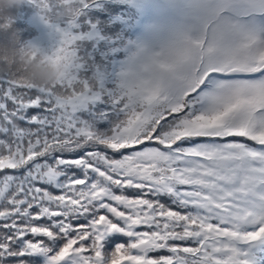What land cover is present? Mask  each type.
I'll return each mask as SVG.
<instances>
[{"label":"snow or ice","instance_id":"snow-or-ice-1","mask_svg":"<svg viewBox=\"0 0 264 264\" xmlns=\"http://www.w3.org/2000/svg\"><path fill=\"white\" fill-rule=\"evenodd\" d=\"M96 3L71 0L55 26L70 37L48 53L73 58L65 79L0 71V264H256L264 0H157L110 88L80 43Z\"/></svg>","mask_w":264,"mask_h":264},{"label":"trees","instance_id":"trees-1","mask_svg":"<svg viewBox=\"0 0 264 264\" xmlns=\"http://www.w3.org/2000/svg\"><path fill=\"white\" fill-rule=\"evenodd\" d=\"M33 8L21 6L13 9L9 18L7 28H0V46H7L11 43L14 36H19L21 40L37 43L46 49L54 47V43L48 39L47 29L31 19ZM146 9L141 5L140 0H97L96 6L89 8L80 22V32L88 34L89 39L81 43L82 53L90 56L92 61L101 73H103V83L106 87H112L111 81L115 78V72L119 69L120 61L125 58L126 51L122 50V45L129 40H138L136 27L141 22L146 23ZM4 21H0L3 24ZM95 25L93 34L90 32L92 25ZM61 27L63 25L61 24ZM102 111L105 109H101ZM95 109L78 113L82 119L92 118ZM97 127L106 130L109 125L106 121H97ZM251 143V142H250ZM119 158V157H116ZM79 174V173H78ZM129 196L136 195L129 191ZM46 224V220L36 222ZM80 224L86 223L84 220L78 221ZM142 230V229H141ZM28 238L31 239L29 236ZM113 243L120 241L127 243V238L116 235L107 237ZM111 250V245H108ZM251 253L255 258L256 264H264V241H257L251 248ZM166 252L153 253L152 255H166ZM29 264H43L40 257L26 258Z\"/></svg>","mask_w":264,"mask_h":264},{"label":"clouds","instance_id":"clouds-1","mask_svg":"<svg viewBox=\"0 0 264 264\" xmlns=\"http://www.w3.org/2000/svg\"><path fill=\"white\" fill-rule=\"evenodd\" d=\"M70 3L71 0H0V21H4L0 28L8 27L13 9L30 6L34 10L31 19L47 29L48 39L57 47L66 45L70 37L55 26L73 18ZM57 6L60 9L54 11ZM49 51L37 43L14 36L9 45L0 46V71L18 73L24 82L38 87L54 86L68 76L73 58L61 55L59 59H52Z\"/></svg>","mask_w":264,"mask_h":264},{"label":"rangeland","instance_id":"rangeland-1","mask_svg":"<svg viewBox=\"0 0 264 264\" xmlns=\"http://www.w3.org/2000/svg\"><path fill=\"white\" fill-rule=\"evenodd\" d=\"M141 5L146 9L147 14V20L145 24H142L141 22L136 27V30L138 32L137 38L138 40L143 39L148 30V26L157 22L161 19V14L157 8V0H140ZM242 249H248V245H240Z\"/></svg>","mask_w":264,"mask_h":264}]
</instances>
